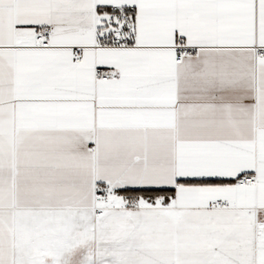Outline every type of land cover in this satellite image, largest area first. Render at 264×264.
I'll return each instance as SVG.
<instances>
[{"label":"snow or ice","instance_id":"6c2138e0","mask_svg":"<svg viewBox=\"0 0 264 264\" xmlns=\"http://www.w3.org/2000/svg\"><path fill=\"white\" fill-rule=\"evenodd\" d=\"M0 264H264V0H0Z\"/></svg>","mask_w":264,"mask_h":264}]
</instances>
